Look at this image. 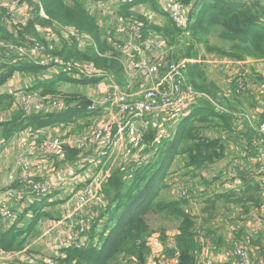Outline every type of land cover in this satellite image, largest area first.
I'll use <instances>...</instances> for the list:
<instances>
[{
	"label": "built area",
	"instance_id": "obj_1",
	"mask_svg": "<svg viewBox=\"0 0 264 264\" xmlns=\"http://www.w3.org/2000/svg\"><path fill=\"white\" fill-rule=\"evenodd\" d=\"M34 1L40 4L39 0H32L33 4ZM161 2L163 12L180 28L186 29L195 0H188V3L182 0H161ZM29 3L31 2L28 0H0V8L7 11L5 16L18 17V21L5 19L6 24L14 27L27 23L32 17L30 13L32 6ZM19 10L24 12L18 15ZM41 15L45 16L43 10ZM103 16H105L102 19L103 22L98 21L99 24L106 32L114 30L119 36L115 48L120 52L127 78L123 85L113 74L96 69L91 62L44 52V45L37 44L30 51L19 50L5 53L8 57L12 56L11 63H15L27 58L32 59V53L35 52L39 56L36 64L46 69V73L41 78L42 81L53 79L56 75H66L78 84H82L87 79H95L94 83L100 86L91 92L92 95H100V99L97 100L91 96L79 99L87 98L92 101L91 105L84 107L91 113L87 116V121L77 118L83 125L81 130H73L74 124L57 122L44 127L27 126L16 131L11 152L19 153V158L12 166L4 164L0 168V174L4 173V176L0 177V221L5 228L15 224L22 226L18 223V217L22 213L31 215L29 209L37 198L53 203L62 194L63 197H74L76 201H79L78 207L81 208L85 199L93 196L92 190L96 183H105L114 169H120L123 174L127 171L133 173L135 168L147 164L148 162L142 163V161L149 160L159 150L158 144L163 139L160 136V130L167 129L168 124L176 125L190 113L199 97L207 96L197 91L188 82L185 74L186 63L204 62L202 55L197 58L170 61L168 57L171 48L165 45L163 37L154 31L146 33L144 23L136 17L123 18L119 14L113 17ZM96 17L98 19V16ZM260 19L264 22V11ZM52 26L54 28H45L40 25L36 31L43 33L45 40H50L49 48L61 49L63 42H76L82 48L96 45L95 40L87 33L68 26ZM27 37L28 40L32 39L30 35ZM19 73V70L14 71L12 75L15 76L0 85V93H12L15 97L14 104L10 108L0 111V146L1 124L11 119L15 112L20 111L22 119L32 114L61 113L70 106L75 107V103L79 101H73L69 105L64 93L43 94L37 90H30L32 87L30 81L22 84L18 80L14 83ZM226 76L228 96L232 86L238 95L245 97L256 90V80L252 72L237 63L230 64ZM135 87H138V93L134 91ZM159 98H162L161 102ZM98 103L101 105L98 106ZM215 104L227 111L216 102ZM99 107H102L100 111ZM258 111L264 116V100L260 101ZM95 112L101 113L103 118L92 120L91 115ZM234 115L236 117L235 112ZM236 118L250 121L248 114L240 113ZM158 122L163 125L159 128V132L157 130L153 141L146 144L144 140L148 125L152 123L154 127H157ZM257 130L264 135V120L260 125L258 124ZM261 141L264 152V138ZM147 148L150 150L146 151ZM1 151L0 148V153ZM260 155L264 159V153ZM260 155L255 158L256 162ZM91 163L99 170L92 178H89L87 170ZM139 163L142 165H138ZM262 169L258 179L264 191V167ZM246 178L247 176H242L235 170L231 175L224 173L225 192H240L250 181H246ZM65 183L70 185V190H61ZM211 183L213 187L222 184L220 181H217L216 186V181H210V185ZM213 192L215 191L210 193ZM96 219L95 216L91 224L82 226L78 234L69 232L63 245L55 247L56 255L45 258L42 254L33 253L30 245L24 244V248L18 251L0 250V264H59L60 258H63L60 250L65 247L82 248L88 245H100L98 235H93ZM51 225L44 227L40 234V241L44 242L46 235L51 237L55 234L59 235L58 230L52 229ZM99 231L102 230L99 229ZM30 234L25 233L23 236L28 239ZM250 253L249 249L241 245H234L227 251L234 262L239 264H251V261L253 264ZM38 260L41 262L37 263ZM174 261V264L178 262L177 257ZM204 264H213V258H208Z\"/></svg>",
	"mask_w": 264,
	"mask_h": 264
},
{
	"label": "trees",
	"instance_id": "obj_2",
	"mask_svg": "<svg viewBox=\"0 0 264 264\" xmlns=\"http://www.w3.org/2000/svg\"><path fill=\"white\" fill-rule=\"evenodd\" d=\"M32 10V17L27 23L21 26L18 36L16 32L8 28L5 22L6 10L0 8V40L4 43L19 44V41L28 40V35L37 31L40 25H61L76 29L79 32L87 33L95 40V46L87 48L80 47L76 42H63L58 52L68 58H76L84 62H91L96 69L107 71L113 74L119 83L124 84L126 75L122 64L120 52L115 48L118 42V34L112 30L109 33L99 24L87 5L86 0H39L40 4L28 0ZM156 0H133L122 4L118 8V14L123 18L136 17L144 24V31H154L163 37L165 45L171 48L168 57L170 61H180L183 58H197L200 54V45L208 51L227 56L233 60H245L247 58L264 59V22L260 16L264 6L259 0H197L194 9L190 13V21L186 29L180 28L168 15V20L162 24L150 22L146 16L132 11L133 5L140 2H147L156 6ZM188 3V0H182ZM41 10L45 16L41 15ZM198 10V11H197ZM112 28V27H110ZM212 31L216 32L218 39L223 42L220 45H210L206 37ZM30 41V40H28ZM4 48V46H2ZM13 55V53H11ZM202 58L204 59L205 57ZM6 57L9 60L0 63V85L5 83L12 76L14 71L36 74L43 66L36 63L17 61L11 63L12 56L8 57L0 50V58ZM204 62H187L185 74L199 92L207 96L198 98L197 103L192 107L190 113L183 117L177 124L176 133L171 139H162L157 152L154 155V162H148L134 169L133 177L125 179L120 169H114L109 179L105 182L107 197L112 201L115 208L109 210L111 224L108 235L100 234V245H88L82 248L68 246L61 249L59 264H110L118 260L119 256L125 260H138L144 263L146 243L152 232L150 225L144 219V214L151 208L159 214L174 215L180 220L179 234L177 237L178 249L173 255L178 259L176 264H198L194 254L197 247L195 219L186 210L187 199H159V192L164 184V177L170 174L169 168L172 162L185 161L186 173L194 174L198 169H208L209 164L216 163L225 155V139L222 137H209L205 129L221 127L230 133L236 129V118L234 111L239 110L240 97L233 88L230 96L224 91L221 85L211 80L205 70ZM27 71V72H26ZM255 80L264 82V76L258 72H252ZM95 82V79H87ZM64 81H77L64 75H58L45 81L36 82L30 90H37L43 94L57 95L61 92L60 84ZM61 82V83H60ZM60 83V84H59ZM74 93L66 95L68 104L77 101L82 96H74ZM227 94V95H226ZM250 99V97H246ZM239 99V100H238ZM15 101L14 94L0 93V111L10 108ZM215 102L225 108L220 109ZM69 104V105H70ZM216 105V106H215ZM241 105V104H240ZM21 112L17 111L11 119L1 124V132L9 137L13 132L27 126L44 127L54 123L74 122L76 128L82 125L78 119L86 120L91 113L84 108L69 107L61 113L32 114L24 119ZM78 118V119H77ZM264 119L262 115L261 121ZM259 124V123H258ZM171 130L170 124L167 125ZM145 141L151 143L155 138ZM147 148L146 151H149ZM165 162H160V160ZM156 159V160H155ZM175 172V171H174ZM245 178V177H244ZM248 178V179H247ZM246 187L240 192L222 191L213 192L204 200L202 213L210 209H219L220 204H235L249 210L252 205L261 209L263 201L260 182L251 174L247 175ZM54 206V204H51ZM208 206V207H207ZM33 223L41 218L48 217L46 211L33 209ZM21 215V219L24 218ZM207 219V218H206ZM31 233L28 228L19 225H12L5 228L0 221V250L6 252L18 251L24 248L27 237L23 235ZM237 238H241L238 235Z\"/></svg>",
	"mask_w": 264,
	"mask_h": 264
},
{
	"label": "rangeland",
	"instance_id": "obj_3",
	"mask_svg": "<svg viewBox=\"0 0 264 264\" xmlns=\"http://www.w3.org/2000/svg\"><path fill=\"white\" fill-rule=\"evenodd\" d=\"M88 7L93 15L99 16V14L107 15L108 17H113L117 14L118 8L122 4L129 3L133 0H86ZM197 0H195L196 2ZM156 6L154 7L150 3L140 2L132 7V11L141 13L146 16V18L155 24H162L168 20V17L165 15L162 9L161 0H156ZM194 2V3H195ZM2 11V10H0ZM198 11V10H197ZM7 12V11H5ZM24 10L17 11V14L23 13ZM106 16V17H107ZM5 19H10L11 21H18V17H8L5 16ZM190 19V16H189ZM45 28H54L52 25H46ZM8 28L12 31H15V37L18 36L19 30H22L21 25L11 27L8 25ZM31 40L19 41V44L15 43H4L0 40V50L3 53L7 52H16L19 50L30 51L34 49L37 44L44 45L46 53H53L56 55L61 49L60 48H49L48 43H50L49 39L44 38V34L40 32H34L30 34ZM206 37L209 39L210 45L217 46L222 44L218 39V35L216 32L212 31ZM4 46V48H2ZM200 54L204 55V64L205 70L208 74V77L211 80L218 82L222 89L223 93L227 85V76L226 71L230 67L232 63V58L227 56H222L215 52L208 51L205 47L200 45ZM32 59L27 58L23 59V62L27 63H37L39 61V56L36 53H32ZM76 59V58H74ZM9 59L6 57L0 58V63L4 61H8ZM25 60V61H24ZM261 60L255 61L252 58H247L245 62L238 63L245 69L250 72L258 71V69H253L255 63H259ZM252 68L251 71L249 68ZM27 72V71H26ZM259 72V71H258ZM46 73V70L43 68L39 70L37 74H34V77L39 74ZM27 73L21 72L18 75V78L15 77L14 83H16L19 78L23 79L22 84H25V80L28 78L31 80V76L24 75ZM33 76L32 73H29ZM15 75H12L13 77ZM17 76V75H16ZM10 77V78H11ZM55 78H58L56 75ZM30 82V86H33L36 83ZM28 82V81H27ZM61 83V82H60ZM59 83V84H60ZM26 86V85H25ZM24 86V88H25ZM28 86V87H30ZM100 86L98 84L88 80V82L76 83L74 81H64L60 84V90L64 94H72L76 92L74 96H91L95 99H100V95H92L91 92L97 90ZM105 86L103 87L104 90ZM136 93L139 92L138 87H135L134 90ZM104 93V91H103ZM225 94V93H224ZM255 99L264 100V82L260 80H256V91H255ZM162 98H159V102H161ZM250 106L251 101L245 103ZM100 106L101 104H97ZM219 105V104H218ZM216 106V105H215ZM221 106V105H219ZM222 107V106H221ZM102 107H99V111ZM237 115L240 113L248 114L250 116V120L253 123L246 122V125L250 124L255 126V122L258 121L259 125L264 120H258V116L253 114V111L239 109L234 111ZM92 120H100L103 118L101 113L95 112L91 115ZM244 121V120H242ZM82 125V124H81ZM163 124L158 122L157 127L153 126L152 123L148 125L147 131L145 132V140H151L153 134H155L159 128ZM83 126V125H82ZM177 126H170L172 128L170 131L167 129L160 130V136L163 138H167L168 140L173 137L176 133ZM256 127V126H255ZM82 128V127H81ZM221 127H217L216 129L207 128L205 129V133L209 137H229V134H233L232 132L228 133L225 130H221ZM258 129V127H256ZM258 136L261 137V140L264 138V135L259 131L257 133ZM165 136V137H164ZM234 136H236L234 134ZM233 136V137H234ZM232 137V138H233ZM230 141V139H229ZM228 141V142H229ZM234 148L231 150V155L226 154L216 163H219L216 166V163L209 164L211 167L204 171V168L198 169L194 171V174L186 173V168L184 167L185 161L177 162L175 159L174 162L171 163L169 171L170 174L164 177V184L162 186L159 196L157 197V201L161 199H187L188 205L186 210L194 217V221L196 223L195 232H196V240L197 247L194 250L195 257L197 259L198 264H204L208 258L215 257L218 254L219 248L228 246V245H241L251 251V256L253 259V264H264V204L261 209L255 208L254 206H250L249 210H243V208L239 205L229 204L224 205L220 204L219 209H210L206 210L205 213H202L204 205V200L211 196L212 191L222 192L225 191L223 186V175L224 173H229V175L234 172H238L242 176H246L248 174H254V177H257V181L260 179L258 177L260 174L257 172L259 169L264 167V159L260 155L257 159V162L251 160L250 155L248 156V151L244 149V147L238 146V144L233 141ZM5 146L0 153V168L2 165L1 159L10 158L12 162L17 161L19 158V153L11 152V149H8ZM160 148V146H158ZM251 150L250 147H248ZM158 152V151H157ZM157 155V153H156ZM155 155V156H156ZM152 157L149 160H144L143 162H154ZM157 158V156H156ZM156 160V159H155ZM103 161V159H102ZM160 162H165V160H160ZM139 163L138 165H142ZM94 164L91 163L88 167L87 174L89 178H92L96 173H98V167H94ZM241 168V169H240ZM175 171V172H174ZM263 169L261 170L262 173ZM135 173V172H134ZM134 173L126 172L122 174L125 179H131ZM4 173L0 174L2 178ZM216 179V180H214ZM263 179V178H262ZM261 179V180H262ZM210 181H216L215 186L217 185V181L222 182L220 186L213 187L212 183L210 185ZM106 183H96L94 189L92 190L93 196L85 199L84 207L81 209L78 206L79 201H76L74 197H63L62 194L59 198H57V206L47 211L48 217H44L41 219L42 222L36 221L34 223V231L30 234V237L25 241V244L30 245V248L33 253L42 254L43 257L49 258L51 255H56L57 246L63 245V243L67 240V234L72 232L73 234H78L82 226L86 227L91 224L96 216V223L93 228V235H98V240L100 238V234L105 232L108 235L110 230L109 226L111 224L110 212L109 210L115 208V204L112 205L111 198L107 197L108 194L104 192ZM70 185L65 183L61 190L67 189L70 190ZM101 196V197H100ZM262 201L264 202V191L261 193ZM74 198V199H73ZM208 207V206H207ZM56 216V217H54ZM54 217V220L51 222V228L58 230L59 235L54 236H45L44 242L40 241V234L42 231L40 230V226H43L44 222L48 219ZM207 218V219H206ZM144 219L150 225V229L152 230L148 242L146 243V251L144 256V263H140L138 260H125L121 256H119L118 260L111 262L110 264H174V259L176 258L175 251L178 249L177 237L179 232L180 220L174 217V215H166L159 214L157 211L153 210V208L149 209L144 214ZM30 226V223L27 225V228ZM102 230V231H99ZM105 229V230H104ZM260 233V234H259ZM240 235V239L238 237ZM44 236V234H43ZM64 247V246H62ZM175 253V255H173ZM41 262V260H38ZM227 264H239L238 262H228ZM252 264V261H251Z\"/></svg>",
	"mask_w": 264,
	"mask_h": 264
},
{
	"label": "crops",
	"instance_id": "obj_4",
	"mask_svg": "<svg viewBox=\"0 0 264 264\" xmlns=\"http://www.w3.org/2000/svg\"><path fill=\"white\" fill-rule=\"evenodd\" d=\"M91 1V0H90ZM262 5L264 6V0H259ZM88 5V4H87ZM89 8V7H88ZM90 10V9H89ZM91 12V11H90ZM92 13V12H91ZM118 14V12H117ZM105 16L99 14L98 16V21L100 22H103V18ZM97 18V17H96ZM50 25V24H49ZM15 53H13L14 55ZM61 56H63L62 54H60ZM66 57V56H65ZM254 59V58H252ZM255 61L257 60H261V62L259 63H255L253 69H258V72L259 74L263 75L264 76V59H254ZM245 60H240V61H237V60H232V63L231 65H233L234 63H242V62H245ZM241 66V65H240ZM45 69V67H43ZM251 71L252 68L250 67L249 68ZM46 70V69H45ZM21 73V72H20ZM19 73V74H20ZM38 73V72H37ZM36 73V74H37ZM17 74V75H19ZM45 74V73H44ZM44 74H39V75H36V77H34V74L33 76L29 73L27 74H24V75H29L31 76V80L28 78L27 80H25V82L27 81H30V82H35L34 79H36V82L38 81H42V77ZM19 81L20 83L23 82V79L22 78H19ZM122 84V83H120ZM123 85V84H122ZM234 86L231 87V89H233ZM227 89V87L225 88V90ZM255 91L249 96L250 99H247L245 96H242L240 97V101H239V104H237V107L239 109H244L245 110H250V111H253V114L254 115H257L258 116V120L260 119L261 120V117H262V113H260L258 111V107H260V101L255 99ZM238 99V100H239ZM80 101V100H79ZM251 101V104L250 106L246 105L245 103ZM78 102V101H77ZM77 102L75 104H77ZM241 104V105H240ZM78 107H81V106H75V108H78ZM81 108H84V107H81ZM236 118V117H235ZM236 121H237V124H236V129L234 128V130L232 131L233 134H229V137H223L225 139V146H226V154L227 155H231V149L228 148L229 147V142H230V147L233 149L234 148V145H233V141H235L239 147L240 144L242 147H244V149L246 150V152L248 151V156L250 155L251 157V160L254 161V163L256 162L255 161V158L257 156L260 155V153H264L263 152V147H262V141H261V137L257 135L258 133V130L256 127H258V121L255 122V126L251 125L253 123V121H248V120H245V121H242V120H239L238 118H236ZM246 122L248 123H251L249 126L246 125ZM68 124H74L73 126V130H81L82 128H76L75 126V123L71 122V123H68ZM16 133L13 132L9 137H5L3 134H1V146L0 148L1 149H4L5 146L7 147V145L9 144V147L8 149H13L14 147V141H13V138H14V134ZM234 134L236 136H234ZM234 136V137H233ZM233 137V138H232ZM230 139V141H229ZM229 141V142H228ZM248 147L251 148V150L248 149ZM184 161V160H183ZM15 162V161H14ZM14 162H12L10 160V158H7V159H3L2 160V165L6 164V165H9V166H12L14 164ZM219 163H216V166L218 165ZM256 164V163H255ZM209 169V168H208ZM207 169H205L204 171H206ZM261 169H259L257 172L261 175ZM250 175V174H248ZM254 174H251L252 177ZM247 176V175H246ZM257 179V177H254ZM260 178V176L258 177ZM57 201H54L53 203H50L48 202L46 199H41V198H37L34 203L31 205V208L29 209V212H31V215H27V213H22L21 215H25L24 218H20L21 215L18 217V223L21 224L23 227L27 228V225L30 223V226L28 227V229H30L32 232L34 231V223L32 222L33 221V218H34V211L33 209H36L37 211H50L51 209H53L54 207L57 206ZM51 204H54L51 205ZM264 204V202H263ZM263 207V206H262ZM257 208V207H256ZM56 217V216H54ZM54 217H51V219H48V221L46 220L43 224V226H40V230H44V227L48 224H51L52 220H54ZM43 219V218H41ZM41 219L38 221L39 223L42 222ZM260 234V233H259ZM238 239V238H237ZM234 245H228V246H224V247H221L219 248L220 250L218 251V257H211L213 258V264H227L228 262H231L233 261V257L228 255L227 254V251L229 249H231ZM223 253V254H222Z\"/></svg>",
	"mask_w": 264,
	"mask_h": 264
},
{
	"label": "water",
	"instance_id": "obj_5",
	"mask_svg": "<svg viewBox=\"0 0 264 264\" xmlns=\"http://www.w3.org/2000/svg\"><path fill=\"white\" fill-rule=\"evenodd\" d=\"M92 104V101L85 98L77 102L76 106L87 107Z\"/></svg>",
	"mask_w": 264,
	"mask_h": 264
}]
</instances>
